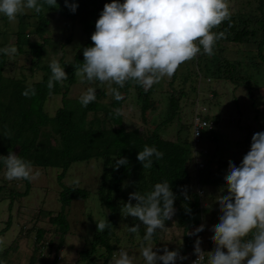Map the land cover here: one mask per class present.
Segmentation results:
<instances>
[{"label": "rangeland", "instance_id": "1", "mask_svg": "<svg viewBox=\"0 0 264 264\" xmlns=\"http://www.w3.org/2000/svg\"><path fill=\"white\" fill-rule=\"evenodd\" d=\"M226 2L229 5L230 13L235 15L247 12L255 15L259 13L257 6L260 0H226ZM262 2L264 3V0ZM25 12L30 13L29 9H26ZM49 18L50 23L48 29L45 30L48 41L44 45V53L38 59L39 66L33 64L36 58L29 52L18 53L14 57L7 55L4 76L23 78L26 83H32L41 79L43 71L39 67L48 64L49 61L57 60L61 63L60 58H62L67 63L72 62L75 52L87 38L82 26L77 22L65 20L58 14H53ZM24 20L31 22L33 19L24 18ZM17 28L18 17L14 21H10L5 15L0 14V42L5 41L6 46L15 45ZM29 37L31 41L34 40L33 38L37 39L34 35ZM218 49L221 50L222 57L229 61L244 63L240 70L246 74L247 82L235 84L227 79H209L200 71L195 82L190 79L184 82L183 74L188 70L193 72V69H197V57H195L181 64L174 78L173 76L171 78L164 76L159 83L152 86L153 92L149 101L151 104L144 114L141 112V106L133 88L122 102L120 110L126 129L137 128L146 134L164 121L168 109L169 94L171 92L178 94L179 91L184 93L179 101L176 117L159 132L165 139L176 140L179 138L186 140L192 146L193 158L187 163L191 180L187 194L190 197L198 186L196 182L198 169L204 168L206 165L214 169L222 161L240 162L250 148L252 134L264 131V61L258 56L252 57V54H256V44H240L223 40L220 41ZM199 65L202 67L200 63ZM192 83L195 86L194 91L191 87ZM88 87L105 90V97L101 99L103 103L108 104L114 99L109 94L107 83H81L79 77L76 76L73 84L69 86L68 98L71 99L70 102L79 103L80 96ZM113 87L116 85L113 84ZM61 98L60 93L50 95L44 102V111L53 115L55 110L62 105ZM208 98L211 101L209 108ZM197 102L201 105L207 104L210 120L213 119V116L217 118H215L216 121L213 119L216 137L208 138V134H204L200 141L195 143L191 122ZM68 105L72 106L71 103ZM88 118H91V114ZM181 127V131L178 132ZM34 170L39 172V177L30 181L31 187L28 194L20 196V194L15 195L14 193L12 195V191L22 192L24 181L7 180L4 175L5 166L3 163L0 166V254L5 252L1 256L3 258L1 261H4L5 264H115V258L104 262L106 254L102 247L97 248L90 258L79 259V252L90 247L91 239L97 232L96 221L106 218L108 213V209L100 203L97 195L101 179L102 159L91 158L73 162L61 180L65 186L81 187L87 189L89 193L86 199L72 200L65 207L64 214L69 224V230L58 248L56 245L60 237L59 229L50 222L49 218L61 211V202L59 201L61 186L57 180L60 170L56 167H34ZM202 186L204 193L200 198L201 220L198 219L199 224L191 230L202 223L205 225L204 230L198 234H202L206 251H211L214 245L211 242L212 233L209 228L218 223L219 213L215 197L219 194L221 187ZM126 200H128V195L119 198L121 202ZM10 202L11 206L9 207ZM8 218H10L9 226H7ZM177 222L176 209L173 218L165 221L166 229L157 232L156 238L149 241L155 245L154 250L164 246H167L169 250L177 248H180L181 251L184 250L183 228ZM137 223L141 222L132 217L123 218L120 210L110 241L114 246L121 247L129 255L134 256L133 264H145L139 249L141 238L144 235L143 225L141 224L139 236L129 233L125 226L131 227ZM4 228L6 230L2 232ZM37 229L44 231L43 238L38 244L35 243ZM55 257L56 261L53 263ZM177 264L181 263L178 261Z\"/></svg>", "mask_w": 264, "mask_h": 264}, {"label": "trees", "instance_id": "2", "mask_svg": "<svg viewBox=\"0 0 264 264\" xmlns=\"http://www.w3.org/2000/svg\"><path fill=\"white\" fill-rule=\"evenodd\" d=\"M75 2L78 4L75 13H72L65 6L64 0H57L58 7L48 9L45 6L39 14L29 9V14L24 12V14L17 16L18 28L15 32V45L18 53L29 52L36 58L33 62L36 66H39L38 59L44 53V45L48 41L45 30L48 29L50 23L49 16L58 14L65 20L79 23L87 38L75 52L71 63L60 58V64L67 73L68 79L63 84L57 83L51 94L47 88L48 79L51 75L49 68L51 61L39 67L43 71L40 80L26 83L23 78L3 75L7 64V55L0 52V155L6 156L9 151H12L31 161L34 167H56L60 170L57 174V180L61 186L59 192L61 211L49 218L50 222L59 229L60 237L56 248L61 246L63 237L69 230V224L64 214L65 207L72 200L86 199L89 193L87 189L81 187L65 186L61 180L73 162L101 158L102 171L97 195L100 203L108 209L106 219L112 227L105 229L104 232H96L91 239L90 247L79 252V259L90 258L96 249L101 247L106 254L104 262L111 258L113 251L117 248L111 243L110 238L122 207L119 198H124L136 190L141 193L150 191L155 183L163 180H168L171 183L172 190L177 196L174 207L177 209V223L183 228V240L185 241L183 249L185 250L193 241V237L188 233L199 224L198 219L201 220V206L197 192H192L190 200H185L180 192L182 186H186L187 190L189 189L191 180L187 163L193 158V149L186 140L165 139L159 132L176 117L179 101L184 93L179 91L178 94L174 92L169 94L168 109L164 121L146 134L137 128L126 129L121 111L117 115L115 110H121L122 102L133 88L140 103L141 112L144 114L151 104L149 101L153 87L145 91L134 81H128L123 88L119 89L124 96L120 101H116L114 98L108 104L101 102L106 93L104 89H97L95 101L89 103L87 107L82 106L80 102H70L71 99L68 98L69 86L76 79L74 68L79 67L80 63L83 62V48L92 46L93 42L90 37L93 32L91 30L95 31V22L99 18V13L103 10L104 4L110 3L111 0H75ZM120 2L123 3V0ZM257 8L259 13L256 15L250 12L242 15L231 13L230 20H225L212 29L213 32L224 31L227 38L215 43L214 55L208 56L201 51V54L196 56L197 69H193V72L188 70L183 74V81L190 79L195 82L200 71L209 79H227L235 84L247 82L246 74L240 70L244 63L242 64V61H229L222 57L218 46L223 40L240 44L255 43L256 54H252V57L258 56L264 61V3L262 0H260ZM24 18H32L33 20L26 22ZM30 35L41 40L33 38L34 40L31 41ZM197 43L199 42L197 41ZM5 46V41L0 42V49ZM175 75L176 73L173 78ZM193 84L191 87L194 91L195 86ZM29 86L35 89L36 94L25 97L22 92ZM58 93L62 96V105L55 110L53 115H49L44 111V102L50 95ZM208 99L209 108L211 101L210 98ZM69 103L72 106H69ZM206 105L202 104L207 109ZM89 114H91V118H88ZM215 118L217 117L213 116V119ZM181 129L182 127L178 132ZM211 133L212 138H215L214 131ZM144 145L155 146L164 153L161 160L153 162L151 169L143 168L136 159L138 151H142ZM119 157H127L129 163L120 166L117 170L113 168L114 158ZM2 163L0 161V166ZM235 163L239 164V162ZM227 165L228 161H222L214 169L209 165L198 169L196 172L198 174L197 184L222 187ZM23 181L24 190L22 192L12 191V195L13 193L15 195L20 194V196L28 194L31 183L28 180ZM124 182H128L127 187H122ZM10 206L11 202L9 203ZM185 207L191 210L190 214L186 213ZM9 223L10 218L7 220V226ZM5 230V228L2 229V232ZM43 234L42 229H37L36 244L41 242ZM153 238H156V235ZM3 254L5 252L0 254V261L3 259L1 257ZM55 261L56 257L53 259V263Z\"/></svg>", "mask_w": 264, "mask_h": 264}, {"label": "clouds", "instance_id": "3", "mask_svg": "<svg viewBox=\"0 0 264 264\" xmlns=\"http://www.w3.org/2000/svg\"><path fill=\"white\" fill-rule=\"evenodd\" d=\"M64 4L72 13L78 7L75 0H64ZM45 6L48 9L58 7L57 0H0V14L14 21L26 9L39 14ZM230 16L226 0H123V3L111 0L99 13L90 37L93 44L83 48L84 59L79 67L74 68V75L81 83H107L109 94L116 101L124 98L119 89L128 81H134L148 91L164 76L171 78L181 64L192 60L201 51L208 56L214 55L215 43L227 36L224 31L213 32L212 29L230 20ZM0 52L14 57L18 49L15 45H8ZM49 68L51 75L47 88L51 94L55 85L63 84L68 75L57 60H52ZM96 91L95 87H88L79 98L81 105L87 107L94 102ZM35 94L31 86L22 92L25 97ZM115 112L119 115L120 109ZM206 117L210 120L208 111ZM210 121L214 124L216 120ZM214 128L203 131L201 138L204 134L212 138ZM163 156L164 153L155 146L144 145L136 159L143 168L151 169L153 162ZM114 160L113 168L117 170L129 163L127 157ZM0 161L9 181H32L40 175L31 161L12 151L6 156L0 155ZM223 182L215 197L218 223L209 228L213 249L204 251L200 246L202 241L198 233L204 230L203 223L188 233L196 236L193 246L196 259L192 264H264V131L252 134L250 148L239 164L228 161ZM127 186L128 182L122 184V187ZM180 192L185 200L191 199L186 186H182ZM176 199L171 183L163 180L155 183L150 191L130 192L128 200L121 202V216L141 222L131 227L125 225L128 232L139 236L143 225L144 235L139 249L145 264H177L188 259L181 254L180 248L169 250L164 246L154 250L155 245L149 243L157 232L166 229L165 221L175 215ZM185 211L191 213L187 207ZM109 227L112 226L106 218L96 221L97 232H104ZM114 251L111 258H115V264H133L135 257L127 251ZM0 264L5 262L0 261Z\"/></svg>", "mask_w": 264, "mask_h": 264}, {"label": "built area", "instance_id": "4", "mask_svg": "<svg viewBox=\"0 0 264 264\" xmlns=\"http://www.w3.org/2000/svg\"><path fill=\"white\" fill-rule=\"evenodd\" d=\"M195 107H196V109L194 110V113L192 116L191 126H192L194 141H195V143H197L201 138L202 132L205 130L213 129L214 124L212 121L207 119V117H206L207 109L204 106H202L201 104H199L197 102ZM194 150L196 152V148ZM196 192H197L199 197H202L200 195V193H204V189L198 186L196 189ZM198 236L202 241L201 245H200L202 250L206 251V246L204 244L202 234L201 235L198 234ZM195 240H196V236L193 237V241H192L191 245L189 246V248L181 251L182 255H186L188 257L187 260L180 262L181 264H192V262L195 261L196 256L193 253V246H194ZM119 249H122V248H117L114 252L119 251ZM113 257H114V255H113ZM205 264H206V262H205Z\"/></svg>", "mask_w": 264, "mask_h": 264}]
</instances>
